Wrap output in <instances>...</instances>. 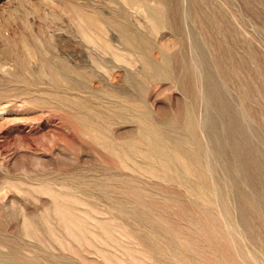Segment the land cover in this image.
I'll use <instances>...</instances> for the list:
<instances>
[{"label": "rangeland", "instance_id": "obj_1", "mask_svg": "<svg viewBox=\"0 0 264 264\" xmlns=\"http://www.w3.org/2000/svg\"><path fill=\"white\" fill-rule=\"evenodd\" d=\"M0 108V264H264V0H0Z\"/></svg>", "mask_w": 264, "mask_h": 264}, {"label": "bare ground", "instance_id": "obj_2", "mask_svg": "<svg viewBox=\"0 0 264 264\" xmlns=\"http://www.w3.org/2000/svg\"><path fill=\"white\" fill-rule=\"evenodd\" d=\"M134 1V0H133ZM75 14L77 15V19H78V23H77V25H76V29L77 30H79L80 31V33L82 34V37L84 38V39H86L87 41H90V42H94V43H96V41L95 40H97V38L99 37V35H98V33L96 32V28L94 27V25H93V19H92V16H90L89 14H87V12L86 11H84V10H76L75 11ZM136 19V18H135ZM129 21V20H128ZM136 21V20H135ZM155 23V22H154ZM56 26V25H55ZM129 28H130V26H129ZM134 29H135V27H134ZM70 30H71V28H70ZM69 30V31H70ZM129 30V29H128ZM58 32V31H57ZM110 32V31H109ZM59 33V32H58ZM123 33V32H122ZM111 34V33H110ZM113 35V34H112ZM115 36V35H114ZM116 38V37H115ZM109 39H111V38H109ZM138 39H139V36H138V34L135 32V31H133V32H131L130 31V34H129V42H131V44H133V46L135 45L136 46V44H138ZM117 41V40H116ZM73 44V43H72ZM58 46V45H57ZM66 47V46H65ZM136 48V47H135ZM76 50V49H75ZM82 51V50H81ZM118 51L120 52V49H118ZM136 51V50H135ZM139 51V50H138ZM106 52V51H105ZM140 52V51H139ZM61 53V52H60ZM63 53V52H62ZM93 52H89V54H92ZM134 53V52H133ZM63 55V54H62ZM81 55H83V54H81ZM119 55H121V54H119ZM118 55V56H119ZM72 56V55H71ZM75 57V56H74ZM124 58V57H123ZM67 59H68V62H70L71 60H70V58H68V56H67ZM95 64H96V66H98V67H100V68H104L106 71H107V68L106 67H104L103 65H99V63H97V61L95 62ZM116 64V63H115ZM152 65V64H151ZM94 66V65H93ZM70 68H72V69H74V68H76L75 67V65L74 64H71L70 65ZM114 68H117V69H120V66L119 65H113L112 66V69H114ZM155 68V67H154ZM118 71V70H117ZM109 72V71H108ZM170 74V73H169ZM168 75V74H167ZM167 75H165V76H167ZM171 77V76H170ZM168 78H169V76H168ZM209 81H210V79H209ZM212 81V80H211ZM209 92V91H208ZM1 110H2V108H0ZM199 116V115H198ZM199 118V117H198ZM199 120V119H198ZM144 122V121H143ZM198 124V123H197ZM140 125H142V124H140ZM149 125V124H148ZM150 126V125H149ZM148 126V127H149ZM165 126V125H164ZM198 126V125H197ZM207 126V125H206ZM151 127V126H150ZM156 127V126H155ZM170 127V126H169ZM146 128H147V126H146ZM152 128H153V126H152ZM159 128H160V126H159ZM191 128L192 127H189V130H191ZM204 128V127H203ZM206 128V127H205ZM151 129V128H150ZM164 129V128H163ZM152 130H154V129H152ZM159 130V129H158ZM171 132V131H170ZM203 138V137H202ZM204 141V140H203ZM218 141V140H217ZM183 143V142H182ZM184 145V144H183ZM205 146V145H204ZM213 146H214V144H213ZM199 148V147H198ZM211 149V148H210ZM214 149H215V147H214ZM161 150V149H160ZM201 150V149H200ZM223 150V149H222ZM141 151V150H140ZM205 151V150H204ZM213 151V150H212ZM219 151V150H218ZM164 152V151H163ZM189 152V151H188ZM165 153V152H164ZM185 153H187V152H185ZM206 153V152H205ZM209 153V152H208ZM222 153V152H221ZM176 154H178V153H176ZM182 154V153H181ZM207 154V153H206ZM205 154V155H206ZM215 154H217V153H215ZM177 156V155H176ZM180 156V155H179ZM219 156V155H218ZM206 157V156H205ZM154 158V157H153ZM163 158V157H162ZM184 158V157H183ZM181 159V158H180ZM187 160V159H186ZM208 160V159H207ZM182 162H184V161H182ZM181 162V163H182ZM209 162H210V160H209ZM189 163V162H188ZM177 164V163H176ZM210 164H212L211 162H210ZM214 166V165H213ZM181 167V166H180ZM167 168V167H166ZM170 168V167H169ZM190 168H194V167H190ZM196 169H197V167H196ZM171 171V170H170ZM206 172H207V170H205ZM172 172V171H171ZM243 172V171H242ZM191 173H192V170H191ZM193 173H194V170H193ZM214 173V172H213ZM195 174H197V170L195 171ZM206 174V173H205ZM174 175V174H173ZM192 175V174H191ZM210 175V174H209ZM196 177H198V175L196 176ZM201 178V177H200ZM179 179V178H178ZM206 179V178H205ZM211 179V178H210ZM210 179H209V181H210ZM181 180V179H180ZM183 181V180H182ZM184 183V182H183ZM210 184H211V182H210ZM209 184V185H210ZM182 185V184H181ZM190 186V185H189ZM211 186V185H210ZM229 186V185H228ZM188 187V186H187ZM197 187V186H196ZM209 187V186H208ZM211 187H213V186H211ZM211 187H209V188H211ZM224 187H227V186H224ZM202 188V187H201ZM203 189V188H202ZM218 189V188H217ZM222 189V188H221ZM212 190V189H211ZM213 190H214V188H213ZM194 190H192V192H193ZM201 191V190H200ZM204 192V191H203ZM206 192V191H205ZM204 192V193H205ZM195 193V192H194ZM198 193H199V191H198ZM203 193V194H204ZM208 193V192H207ZM196 194V193H195ZM211 195V194H210ZM209 195V196H210ZM196 196V195H195ZM208 195H206V197H207ZM222 198V197H221ZM202 199V198H201ZM241 200V199H240ZM235 202V201H234ZM252 202V201H251ZM225 204H227V202L225 203ZM252 204H253V202H252ZM234 206H235V204H234ZM233 207V206H232ZM236 207V206H235ZM231 210V209H230ZM238 211V210H237ZM235 213V212H234ZM228 214V213H227ZM225 217V216H224ZM238 217V216H237ZM227 219H228V217H226ZM231 221V220H230ZM243 223V222H242ZM230 224V223H229ZM223 225H224V223H223ZM228 226V225H227ZM244 227H246V226H244ZM248 228V227H247ZM246 228V229H247ZM254 229V228H253ZM232 231V230H231ZM247 231V230H246ZM248 232V231H247ZM249 233V232H248ZM233 234V233H232ZM231 234V235H232ZM250 235H251V232H250ZM252 235H254V233L252 234ZM228 236V235H227ZM232 236H234V235H232ZM235 237H236V234H235ZM234 237V238H235ZM238 237V236H237ZM256 237V236H255ZM236 239V238H235ZM241 240V239H240ZM255 240V239H254ZM253 240V241H254ZM259 240V239H258ZM252 241V240H251ZM257 241V240H256ZM255 241V242H256ZM244 242V241H243ZM245 243H247V242H245ZM257 243V242H256ZM238 258V257H237ZM264 260V259H263ZM260 261H262V260H259V262ZM256 262H258V261H256ZM264 263V262H263ZM257 264H260V263H257Z\"/></svg>", "mask_w": 264, "mask_h": 264}]
</instances>
